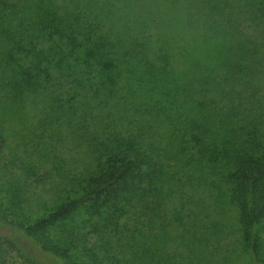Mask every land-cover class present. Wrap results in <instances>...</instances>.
Listing matches in <instances>:
<instances>
[{"label":"trees","instance_id":"1","mask_svg":"<svg viewBox=\"0 0 264 264\" xmlns=\"http://www.w3.org/2000/svg\"><path fill=\"white\" fill-rule=\"evenodd\" d=\"M184 213H233L264 264V0H0V241L213 261Z\"/></svg>","mask_w":264,"mask_h":264},{"label":"rangeland","instance_id":"2","mask_svg":"<svg viewBox=\"0 0 264 264\" xmlns=\"http://www.w3.org/2000/svg\"><path fill=\"white\" fill-rule=\"evenodd\" d=\"M184 214L191 215V221L195 220L198 215V226H196V222L194 224L196 226V230L194 231L196 234L195 237H199V239H201V236L205 237L201 242L205 244V247L201 251L202 253L200 252V258L212 259L214 261L212 263L213 261L209 262L207 260L206 264H241L246 261V258L241 255L239 246L235 242L237 233L234 231L233 213H205L206 215H200L199 213ZM215 220H219L222 223L219 229H216L212 224V221ZM184 240V243L188 244L187 240ZM181 250L183 251V249ZM0 255L4 260V264H29L24 262L15 250L10 249L1 241Z\"/></svg>","mask_w":264,"mask_h":264}]
</instances>
